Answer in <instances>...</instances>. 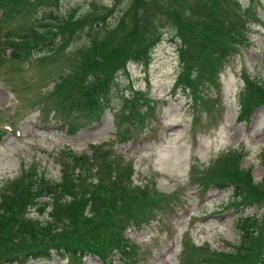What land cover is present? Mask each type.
<instances>
[{"label": "rangeland", "instance_id": "rangeland-1", "mask_svg": "<svg viewBox=\"0 0 264 264\" xmlns=\"http://www.w3.org/2000/svg\"><path fill=\"white\" fill-rule=\"evenodd\" d=\"M133 1L0 0V129L5 130L0 135V208L5 210L1 200L13 195V185L26 193L30 179L44 177L60 183L63 173H68L75 183L84 179L92 186H106L100 189L99 201L71 206L80 210L78 218L92 232V244L105 247V241L98 240L105 224L117 231L119 246L127 237L133 241L127 245L139 246L144 255L139 264H243L224 254L239 243L241 215L264 221V102L253 105L247 120H237L245 97L256 98L264 89V0H236V13L228 0L219 1L218 8L239 28L234 33L236 51L226 58L219 46L215 75L195 84L184 78L186 64L191 66L187 76L193 81L199 73L196 65L205 71L209 66L183 19L206 15L189 0H158L163 8L175 9L176 15L157 28L159 39L147 62L128 61L118 69L113 76L117 85L100 124L81 126L72 133L62 118L77 95L71 80L78 75L80 47L101 33L98 27L114 24ZM253 11L259 21H254ZM63 16L82 20L86 30L98 27L90 30V36L85 32L69 39H61L59 33L48 35L46 44L29 45L20 58L13 56L8 44L19 42L31 30L49 28L44 25ZM244 21L250 27L244 31L246 44L241 39ZM177 22L183 25L184 35ZM156 26L143 21L147 30ZM137 90L146 102H130L136 110L129 119L122 117L125 98ZM70 153L81 157L75 166ZM226 167L229 172L237 168L236 179L219 177V168ZM210 182L227 184L222 189L203 184ZM244 184L258 185L263 196L251 198ZM150 190L157 199L149 197ZM146 196L153 202L147 207ZM69 200L72 197L66 194L60 199ZM51 202L44 192L29 200L28 214L36 226L32 225V235L22 247L12 248L14 244L5 240L13 260L9 264H69L50 246L57 242L55 232L61 222L65 223L50 215ZM67 206L63 212L72 210ZM112 207L117 211L112 212ZM144 218L146 224L141 223ZM135 219L140 220L139 227ZM82 239L86 244L88 238ZM260 245L264 251V233ZM113 247L108 248L113 251ZM33 248H47L49 257L31 255ZM93 250L84 251L80 260L70 264H103ZM21 252L24 255L17 259ZM117 252L109 264H120Z\"/></svg>", "mask_w": 264, "mask_h": 264}, {"label": "trees", "instance_id": "trees-1", "mask_svg": "<svg viewBox=\"0 0 264 264\" xmlns=\"http://www.w3.org/2000/svg\"><path fill=\"white\" fill-rule=\"evenodd\" d=\"M113 1L116 4L119 0ZM189 1L193 2L195 9L202 11L206 15V17H201L198 20L193 15L184 17L183 19L190 28V32L193 33L192 39L199 46L200 53L206 59L205 62L209 66L205 71L201 64L196 65L199 73L193 81L189 80L187 76V71L191 66L188 63L186 64L184 78L187 82L189 81L191 84H195V81L198 83L200 78H205L208 74H210L208 78L215 75L217 70L216 60L220 56L219 46L223 48L226 58L234 54L236 51L234 44L238 42L234 33L239 28L231 22L229 15L225 16L224 11L218 8L220 0ZM228 2L234 6L233 12L236 13L239 9L236 0H228ZM176 4L179 6L178 1H176ZM174 10L163 8L158 0H134L128 8L123 9L114 24L101 27L95 26L101 29V33L92 36L88 45L80 47L78 75L73 76L71 80L72 87L77 92V95L71 100V107L62 118V122L65 123L64 125L68 131L75 132L78 127L98 124L101 121L102 115L106 111L107 102L112 97L113 90L117 85L113 77L114 73L118 69L124 68L128 61L138 63L147 62L152 47L159 39L157 28L168 25L173 15H176ZM108 14L109 11L106 14L103 12L101 18L106 19ZM253 15L257 17V13H254V11ZM256 17H254V21H258ZM65 18L64 16L62 18H55L52 24L44 25L49 28L43 31L32 30L28 34L21 36L22 38L19 42H11L8 44L11 47L13 56L20 58L21 53L29 45L37 46L42 43L46 44L45 38L48 35L59 33L61 39H69L77 36L80 32H85L90 36V30L95 28L86 30L82 20ZM143 21L155 22L157 26L147 30L143 27ZM179 22H177L179 33L184 35L182 31L184 27ZM54 27H57V30H54ZM241 31V39L245 40L243 44H246L248 43V39L245 37L244 31L249 32L250 27L246 26L245 21L242 23ZM117 34L120 36L115 40ZM61 44L63 45V41H61ZM257 90L258 86L256 85L254 92L256 93ZM256 94V98L245 97L247 101H245L243 112L239 119H237L238 121L247 120L249 111L256 102H264V89L260 88ZM137 99H142L143 102L147 100L139 90L135 91L133 96L125 98L126 106L121 112L122 117L127 119L131 117L136 107H133L130 102L133 103ZM93 149L94 153L99 152L97 146H93ZM69 155L74 161V166L78 164L77 161L81 157L71 153ZM240 159L241 156L239 155ZM236 170L237 168L233 172H229L227 167L219 168V173L221 174L219 177L236 179ZM203 184L207 187L216 185L219 189H222V187H226L227 183L210 182ZM235 185L237 188L240 187V184ZM18 186L13 185V195L10 196L7 194L1 200L6 207L5 210L0 208V231L3 230L5 233V237L2 238V231L0 232V263L5 262L6 264L8 262L9 264L13 262L11 257L8 256L9 246L5 244V240L14 244L12 248L22 247L27 241L28 234L32 235V225L34 224L36 226V223L31 221L28 214L29 200L31 201L44 192V195L51 196L52 198L50 215L59 222H65H61L62 227L59 231L55 232L58 235L56 237L57 242L50 245L56 250L60 259L67 258L70 264L72 261H77L83 255L82 253L84 251L87 253L90 249H94V254L101 258L103 264H109L112 261L113 253L116 251H118L117 254L120 264H135L134 260L138 256L136 246L127 245L130 241L126 238H124L125 244L122 247L119 246L117 231L107 229L105 224L100 228L102 234L98 236L100 237L98 240L105 241V247L92 244L90 241L92 232L85 229L78 218L80 210H78V207L71 208L73 205L77 206L86 201L93 203L99 201L100 189H105L106 186H92L86 183L84 179L75 183L68 173H63L60 183H53L44 177L30 179L28 184L25 185L28 188L26 193L23 187L18 188ZM243 186L249 187V190L252 192L250 194L251 198L257 199L259 196H263L257 190L258 185L251 184L249 186L248 184H244ZM120 187L123 190H127L124 185ZM108 191L109 193L113 192L111 188ZM65 194L71 196L72 201L61 202L60 199ZM149 197L151 199H157L154 190L149 191ZM158 197L162 198L160 195ZM145 199L148 203L145 207L153 203L147 196ZM66 205L72 210L63 212ZM110 210L114 212L117 211V208L112 207ZM134 221L139 227L138 222L140 220L135 219ZM104 222L105 216L102 219V223ZM130 222L133 223L132 221ZM146 222V218H144L141 223L146 224ZM239 227L240 231L237 232L240 239L239 243L234 245V250L226 252L224 255L230 260H240L243 264H264V251H262L261 245L257 247L264 233V221L263 223H259L255 215L242 216ZM41 230H43L42 227H40ZM82 236L84 239L86 237L88 238L86 244H83ZM255 238L258 239L256 244L254 243ZM48 239L49 236L47 237ZM112 246H114L113 251L109 249ZM29 253L33 256L49 257L47 248L40 250L33 248L29 250ZM111 254L112 256H110ZM251 254L252 256H250ZM23 255L24 253L21 252L17 259ZM20 262H24V259L21 258Z\"/></svg>", "mask_w": 264, "mask_h": 264}]
</instances>
